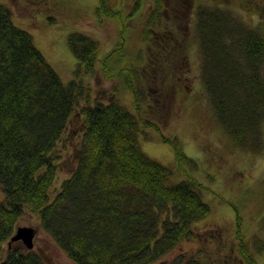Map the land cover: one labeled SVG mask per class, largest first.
Wrapping results in <instances>:
<instances>
[{"label":"trees","instance_id":"1","mask_svg":"<svg viewBox=\"0 0 264 264\" xmlns=\"http://www.w3.org/2000/svg\"><path fill=\"white\" fill-rule=\"evenodd\" d=\"M232 11L221 5L196 9L201 77L216 119L235 144L258 148L264 122V34ZM94 13L114 17L116 10L110 0H97ZM157 15L153 12L148 21V32ZM67 43L76 66L75 77L65 82L32 34L17 26L10 8L0 2V245L29 211L77 264H202L184 255L161 260L195 236L193 225L210 206L205 186L182 168L189 156L176 141L163 137L175 147L177 169L150 158L140 146L141 124L153 125L139 115L138 82L145 74L110 69L132 93L134 111L117 99H91L84 77L94 72L97 61L108 65L122 44L99 59V42L86 33H68ZM177 57L170 54L163 62L176 63ZM148 77L154 80V74ZM157 79L162 81L158 73ZM77 113L76 164L55 189L57 145ZM176 171L184 177L175 180ZM10 244L4 256L0 250V264H47L33 248L20 241Z\"/></svg>","mask_w":264,"mask_h":264},{"label":"rangeland","instance_id":"2","mask_svg":"<svg viewBox=\"0 0 264 264\" xmlns=\"http://www.w3.org/2000/svg\"><path fill=\"white\" fill-rule=\"evenodd\" d=\"M0 2L10 8L13 22L32 34L35 46L65 82L75 77L76 66L68 33L81 31L98 40L99 59L122 44L108 65L97 61L94 72L84 77L91 99L104 103L117 99L134 111L132 93L111 70L128 67L145 74L138 82L139 115L153 125L141 124L140 146L150 158L177 169L175 147L163 137L176 141L189 156L182 168L205 186L204 198L210 206L208 214L193 225L195 236L180 242L161 260L184 255L197 257L202 264H264V122L258 148L238 146L219 124L204 90L194 27L198 5H221L264 34V0H110L114 17L97 16V0ZM153 12L159 15L148 32ZM159 26L164 30L159 32ZM159 41L161 48L153 46ZM170 54H178L176 63L163 62ZM260 72L264 73V66ZM152 74L154 80L148 77ZM80 136L77 113L57 145L60 164L55 189L75 167ZM182 177L177 172L174 179ZM16 225L36 230L33 249L47 264H77L41 228L35 213L25 211ZM9 245L7 241L0 245L3 256Z\"/></svg>","mask_w":264,"mask_h":264},{"label":"water","instance_id":"3","mask_svg":"<svg viewBox=\"0 0 264 264\" xmlns=\"http://www.w3.org/2000/svg\"><path fill=\"white\" fill-rule=\"evenodd\" d=\"M35 233L36 230L31 226H18L10 237L8 243L10 244L12 241H21L26 248L30 249L33 247Z\"/></svg>","mask_w":264,"mask_h":264}]
</instances>
